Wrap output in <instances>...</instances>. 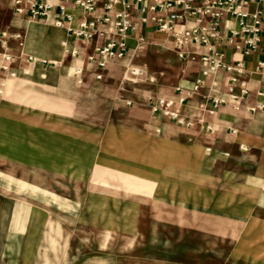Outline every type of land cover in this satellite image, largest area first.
<instances>
[{
  "label": "rangeland",
  "instance_id": "rangeland-1",
  "mask_svg": "<svg viewBox=\"0 0 264 264\" xmlns=\"http://www.w3.org/2000/svg\"><path fill=\"white\" fill-rule=\"evenodd\" d=\"M11 8L10 0L0 2V32L7 36L19 32L24 41L19 48L15 41L0 36V169L5 167L16 180L33 185L40 172L44 182L51 170L58 168L65 176V171L73 167V200L89 203L88 216L84 214V218L82 211L75 208L76 235L68 241L66 255L59 252L58 260L52 263L225 264L226 259L217 256L247 249L242 238H177L178 228L173 225L178 216L176 208L167 211L171 238H147L144 234L129 238L136 235L138 219L145 223L146 219L161 217L155 216L160 211L135 210L131 205L136 202L147 205L156 200L151 197V188L142 186L131 174L159 175L166 150L170 153L171 177L172 171L189 170L188 162L185 167L178 159L176 133L170 134L167 147L160 127L149 129L156 125L153 122L157 117L151 112V103L171 94L175 88L190 86L189 68H182L165 36L152 30L134 34L128 41L131 52L126 57L107 60L112 76L96 80V68L79 51L75 56L70 55L74 48L67 27L16 16ZM27 27L35 31L34 36L28 35ZM47 34L56 35L53 47L46 42ZM26 55L33 60L26 61ZM6 56L9 63L3 71L1 66ZM77 68L82 70L81 74L76 73ZM134 70L143 73L138 75ZM163 122L166 121L162 119L157 125ZM71 137L75 162H50L62 156L65 159L69 152L65 142ZM188 151L189 148L187 159ZM114 154L121 172L115 174L109 168L98 167L99 159L113 158ZM83 155L89 158V163H81ZM23 159L27 161L19 162ZM236 167L238 164L224 162L216 169L237 170ZM88 170L89 191L82 194L83 175H88ZM169 181L176 202L177 179ZM190 181L195 180L187 174L186 182ZM225 181L229 180L224 177L211 180L219 184L216 201L223 205L231 200L233 192ZM195 189L209 203V187L197 184L186 191L193 193ZM82 222L87 224L84 234L77 233L82 231ZM99 226L106 227L104 238H99ZM30 261L26 259V263ZM10 264H16V260Z\"/></svg>",
  "mask_w": 264,
  "mask_h": 264
},
{
  "label": "crops",
  "instance_id": "crops-1",
  "mask_svg": "<svg viewBox=\"0 0 264 264\" xmlns=\"http://www.w3.org/2000/svg\"><path fill=\"white\" fill-rule=\"evenodd\" d=\"M69 40L83 58L86 59L91 53L93 43L90 45L89 42H79L77 39ZM262 57L259 52L243 54L233 49L227 50L229 62L242 61L246 67V74L242 78L247 82L249 93L239 100L237 109L232 106L226 93L229 74L219 72L214 76V85L207 83L199 94L190 97L182 106L181 113L191 122L190 126H179L157 115L153 122L156 125L149 129L159 126L167 147L171 142L170 134L176 133L177 139L174 143L178 146V159L185 167L188 162L189 170L186 171L185 168L172 171L171 177L170 153L166 150L163 153V166L159 175L151 172L131 174L142 186L151 188V197L156 199L147 205L141 202L131 205L135 210L160 211L155 216L161 217L155 220L146 219L145 223L138 219L135 225L136 235L129 238H137V235L141 234L147 238H171V223L167 211L176 208L178 216L173 225L178 228L177 238H242L243 243L247 242V249L228 251L225 256H216L225 258V264H264V116L261 112L252 113L248 109L257 102H264V96H257L259 91L264 90V82L256 69V62ZM187 68L190 74L188 82L191 84L199 72V66L190 64ZM97 73H101L102 78L112 76L107 66L96 68L95 75ZM181 88L185 91L189 86ZM174 94L173 90L165 97ZM205 94L219 95L226 103L217 106L214 113L209 115L205 108H208L210 102L202 98ZM203 102L204 110L198 108ZM162 119L166 122L157 125ZM65 143L66 148L69 147L65 159L62 156L61 159L49 160L50 162H75L73 138H67ZM25 161L27 159L19 160ZM103 161L105 164L102 166L100 164ZM224 162L238 164L237 170L216 169L218 164ZM81 163H89V158L83 155ZM106 163H113L114 166L109 167ZM117 163L118 159L114 154L113 158L99 159L98 167L109 168L116 174L121 172L116 166ZM8 170L5 167L0 169V264H10L11 260H16V264H53L52 260H58L59 252L63 256L66 255L67 244L76 235L75 208L82 211L81 217L84 218V214L88 216L89 203L73 200V167L65 171V176L58 168L51 170L50 177H44V182L40 172L33 185L19 178L17 181ZM187 174L195 181L187 183ZM219 177L228 179L225 185L233 189L231 200L224 205L216 201L219 184L211 182ZM89 179L88 170V175H83L82 194H88ZM170 179H177L176 202L175 193H171L168 187ZM204 180L210 182L207 184ZM197 184L209 187V203L198 195L199 191L196 189L193 193H187V187H195ZM31 186L33 190L29 189ZM80 227L82 231L77 233L84 234L83 230L87 224L82 222ZM105 229L106 227L99 226V238H104ZM63 238H66L65 241ZM26 259L31 261L26 263Z\"/></svg>",
  "mask_w": 264,
  "mask_h": 264
},
{
  "label": "built area",
  "instance_id": "built-area-1",
  "mask_svg": "<svg viewBox=\"0 0 264 264\" xmlns=\"http://www.w3.org/2000/svg\"><path fill=\"white\" fill-rule=\"evenodd\" d=\"M10 3L16 16L65 26L70 39L93 43L86 61L97 69L104 68L107 60L126 57L131 52L129 39L140 31L152 30L165 36L183 69L190 64L199 66L188 89L175 88L173 96L158 97L150 105L153 114L179 126L191 125L181 113L182 106L207 83L214 85V76L219 72L229 74L226 93L235 109L239 100L248 95L247 82L242 78L246 67L242 61L229 62L228 49L243 54L261 53L263 57L257 60L256 69L264 82V0H10ZM0 36L15 41L19 48L23 46L19 32L10 36L0 32ZM76 54L74 49L70 55ZM25 57L28 62L33 60L30 55ZM8 61L6 56L1 66L3 71ZM81 72L77 68L76 73ZM95 79L101 80V73ZM257 96H264V90ZM202 98L210 102L205 108L209 115L226 103L215 94H205ZM204 104L200 103L198 108L204 110ZM248 109L264 116V102Z\"/></svg>",
  "mask_w": 264,
  "mask_h": 264
},
{
  "label": "bare ground",
  "instance_id": "bare-ground-1",
  "mask_svg": "<svg viewBox=\"0 0 264 264\" xmlns=\"http://www.w3.org/2000/svg\"><path fill=\"white\" fill-rule=\"evenodd\" d=\"M26 31L28 33L29 36H34L35 35V31L33 29H30V28H26ZM56 35H53V36H50L47 34V37H46V42H48V45H51L53 47V44H55L57 42V39L55 37Z\"/></svg>",
  "mask_w": 264,
  "mask_h": 264
}]
</instances>
